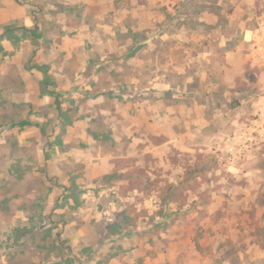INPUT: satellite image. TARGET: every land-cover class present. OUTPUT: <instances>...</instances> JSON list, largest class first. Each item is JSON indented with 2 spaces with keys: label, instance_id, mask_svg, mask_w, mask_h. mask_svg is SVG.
Segmentation results:
<instances>
[{
  "label": "rangeland",
  "instance_id": "1",
  "mask_svg": "<svg viewBox=\"0 0 264 264\" xmlns=\"http://www.w3.org/2000/svg\"><path fill=\"white\" fill-rule=\"evenodd\" d=\"M245 2L29 1L48 98L0 106V264H264Z\"/></svg>",
  "mask_w": 264,
  "mask_h": 264
},
{
  "label": "crops",
  "instance_id": "2",
  "mask_svg": "<svg viewBox=\"0 0 264 264\" xmlns=\"http://www.w3.org/2000/svg\"><path fill=\"white\" fill-rule=\"evenodd\" d=\"M29 1L0 0V106L16 107L27 104L30 107L36 105L37 102H45L48 98L45 94L46 85L40 82L41 76L47 73L43 72L39 66L34 68L30 64L32 58L30 52L37 49L40 39L44 41V35L35 29V26L38 29V25L33 18ZM254 3V0H246L247 18L241 20L238 26L244 28L242 42L245 45L254 46L250 54L247 51L244 60L249 61L251 66L260 61L258 64L263 69L260 82L264 83V11L260 14L256 13ZM232 9V13L236 16L245 8L240 9L237 5ZM254 21L256 26H254ZM32 36L36 37V42L33 41ZM35 53L36 56L43 54L41 51ZM238 72L241 74L242 70L239 69ZM202 123L204 120L200 121V124ZM239 127L235 133L237 138L240 136H243V139L253 137L251 134L254 130L252 121L248 119L246 124L242 122Z\"/></svg>",
  "mask_w": 264,
  "mask_h": 264
},
{
  "label": "trees",
  "instance_id": "3",
  "mask_svg": "<svg viewBox=\"0 0 264 264\" xmlns=\"http://www.w3.org/2000/svg\"><path fill=\"white\" fill-rule=\"evenodd\" d=\"M166 201H170V200H166Z\"/></svg>",
  "mask_w": 264,
  "mask_h": 264
}]
</instances>
